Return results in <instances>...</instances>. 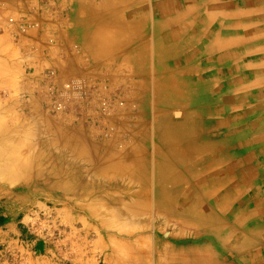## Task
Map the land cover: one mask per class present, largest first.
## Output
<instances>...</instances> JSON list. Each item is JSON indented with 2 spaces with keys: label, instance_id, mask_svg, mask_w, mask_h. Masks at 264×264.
I'll return each mask as SVG.
<instances>
[{
  "label": "rangeland",
  "instance_id": "obj_1",
  "mask_svg": "<svg viewBox=\"0 0 264 264\" xmlns=\"http://www.w3.org/2000/svg\"><path fill=\"white\" fill-rule=\"evenodd\" d=\"M115 1L0 0L10 26L20 19L25 28V13L53 15L65 34H71L72 45L85 63L100 67L106 76L103 82L59 84L54 70L30 73L20 51L2 47L0 42V264L5 251L13 253L10 264H177L171 260L175 258L178 264H254L252 258L247 262L229 256L233 252L227 238L234 232L228 224L233 218L234 226H241L242 214L233 207V195L227 188H238L237 180L225 177L226 172L239 171L244 179L255 180L252 162H242L240 169L235 163L253 154L254 145L248 138L260 133L252 131L254 99L239 106L235 92L226 93L237 71L218 75L219 61L207 56L200 64L206 80L211 77L214 81L209 93L212 99L198 96L186 75L181 77L182 88L167 83L165 99L161 95L158 100V77L165 66L157 49L158 0ZM109 8L122 11L121 19L127 23L135 20L132 13H139L143 29L144 20L149 21L147 29L138 31L137 39L131 41L134 47L113 51L109 39L113 41L116 30L105 23L116 16L111 10L107 15ZM208 22L201 25L205 28ZM176 28L170 37L175 40L177 36L185 57L195 59L198 52L193 47L203 40V34L195 33L189 21H180ZM99 31L109 42L104 55L90 46L92 40L88 42ZM75 33L78 37L74 38ZM146 41L151 53L148 79L134 66L145 64L144 54L137 62L128 58L131 48L139 49L137 44L146 50L142 44ZM205 49L200 53H213ZM208 73L212 75L208 77ZM143 81L149 82L151 91L145 92ZM68 85L70 89H66ZM56 89L69 92V97L60 99L63 111L57 110L59 99L51 96ZM187 100L194 103L188 105ZM193 112L197 115L194 122ZM160 121L186 134L178 147L197 155L194 164L211 166L203 151L212 153L210 175L218 181L214 187H197L196 177L205 172L189 166L169 143L162 155L166 144L160 142ZM194 123L203 125L202 133L193 130ZM238 124L245 127L237 130ZM242 130L248 132L246 138L238 136ZM116 156L126 158L118 162ZM127 158L144 161L131 166L126 164ZM229 160L233 164H225ZM111 163L125 169L107 170ZM122 171L149 179L152 199L147 201L146 194H139L137 183L122 179ZM160 184L166 191L158 199L155 193ZM250 190L243 197L253 205ZM159 203L169 208L161 210ZM242 234L237 236L246 248L251 243ZM17 252L27 258H20Z\"/></svg>",
  "mask_w": 264,
  "mask_h": 264
},
{
  "label": "crops",
  "instance_id": "obj_2",
  "mask_svg": "<svg viewBox=\"0 0 264 264\" xmlns=\"http://www.w3.org/2000/svg\"><path fill=\"white\" fill-rule=\"evenodd\" d=\"M165 1L166 0H158L155 10L157 18L159 19L157 27L158 50L159 45L164 43L169 37L168 34L172 33V30L177 29L176 27H171L176 25L172 24L170 26L171 29L161 30L166 20L176 22L180 18L184 24L189 21L193 28H195V33L203 34V40H201L198 46L193 47V52H198L196 58L185 64V69L187 68V70L190 71L187 73V80L196 88L197 95L205 100L212 99V96H209V93H211V90L213 91L212 88L214 87V81L211 80L210 77L212 74L208 73L210 80L207 81L206 70L200 64L201 58L209 56L210 58H217L219 61L216 65L219 66L221 71L219 72L218 69V71H215L217 72L216 74L219 75L221 72L224 73L226 71L231 72L230 69H232L233 74L234 71H237L234 84L231 87H226L229 89L226 93H230L231 91L235 92L234 96L238 97L239 106L246 101L254 99V123L252 131L260 133L259 135L255 134L253 137H247L249 142H252L251 144L254 145L253 154L248 155L247 159L238 158L235 163L240 169L242 162H252L255 180L244 179L239 171L238 173L232 172L233 174L230 172L225 173L227 174L225 175L226 178H236L237 180L238 188H227L229 194L233 195V207L240 211L239 216L242 214L241 218L238 216V222L241 221V226L235 227L234 219L230 218L231 223H229L228 226L233 229L234 234L232 237L229 236L227 238V245L233 252V254L229 255L230 257L236 258L238 261L243 258L246 259V261L252 258L254 264H264V0H170L182 3V7L177 11L167 9L164 12H159L158 8L165 4ZM3 5L4 4H0V11L3 15L0 19L1 45L2 47L7 46L19 50L22 57L21 59H24V67H26L30 73L42 74L45 70H54L57 74V82L59 84L65 81L89 83L105 81L106 76L101 71V68L91 67L85 63L80 52L78 53L72 45L71 34H65L64 28L59 26V22H55L56 18L53 15L25 13L22 15L27 24L25 28H22L20 19H18L14 26H10L8 24V15ZM142 13L144 14V12ZM204 21H210L205 28L202 26ZM148 22L147 19L144 20L145 28L143 31L147 29L146 25H149ZM90 24L91 23H89V25ZM105 24L106 26L114 27L115 21H108V23ZM98 25L100 27L101 23ZM119 25H122L123 29L128 27L121 23ZM98 29H95V32H97ZM121 29H119V33L115 32L113 41H111V44H114V46H112L114 48L116 44L112 42H116L119 36H124L126 34V32L123 34ZM95 32L88 42L92 40L90 46L97 48L99 54L104 55L107 49L105 50L102 48L105 44L102 43L101 31H99L98 34ZM77 35L78 34L75 33L74 38L78 37ZM88 37L89 36H86L87 39ZM189 37H191V39L193 38V32L189 34ZM52 38L55 39L52 40ZM104 39L107 38L104 36ZM146 42L147 44H142L146 46L150 56L149 42ZM162 46L165 47L164 44H162ZM207 48L213 50L211 55L200 53L204 49L207 50ZM113 51H115V49H113ZM134 66L145 73L143 78H149L151 74L150 63L145 66H139L138 64H134ZM188 67H190V69H188ZM194 68L196 71L192 73ZM212 68L213 67L210 66L209 71L212 70ZM177 79L181 81V77ZM166 87L165 84V88ZM238 87L239 90L235 91ZM174 92L176 93V90H174ZM242 100L244 101L243 103L241 102ZM193 103V101L190 102L187 100L186 104L190 105ZM194 108L195 107H193V109ZM197 113L199 112L197 111ZM194 114L193 112V122L197 120L195 119L197 115ZM187 115H189L188 110ZM237 119L241 120L240 116L237 115ZM159 124L162 130L160 142L167 144L169 135L165 137L164 133L167 129H171L168 130L169 132H174L176 130L174 128H168L167 124L165 122L163 123V121ZM194 126L193 130L202 133V124H195ZM243 127H245L244 124H238L237 130ZM246 133L248 132H243V130L239 131L238 136L245 137L244 134ZM185 137L187 136L184 133L183 139H185ZM260 138H262V141ZM203 153L206 155V161L209 160L212 166V153L210 155L207 149H205ZM208 154L210 155L209 159L207 158ZM227 163H232V161L229 160V162L225 164ZM225 164L222 168L226 167ZM249 188L251 189L250 194L253 193L254 195L255 202L253 205L245 203L248 198L244 199L245 196L243 197L245 190ZM241 231L245 233L244 235L242 234V236L247 238L246 243H251L246 248L243 247L240 238L237 236ZM242 242L244 241L242 240ZM20 253L22 252H17L16 255L20 258H27ZM1 254V259L3 260L2 264H10L8 263V259H11L10 256L12 255L10 254L13 253H7V251H5Z\"/></svg>",
  "mask_w": 264,
  "mask_h": 264
},
{
  "label": "bare ground",
  "instance_id": "obj_3",
  "mask_svg": "<svg viewBox=\"0 0 264 264\" xmlns=\"http://www.w3.org/2000/svg\"><path fill=\"white\" fill-rule=\"evenodd\" d=\"M124 1L128 2L129 0H124ZM115 2L116 3L120 2V0H116ZM177 5H181L182 6V3H179V2L177 3L176 1H170V0L168 1V0H166L165 4L161 5L158 8V11L159 12H164L167 9L171 10V11L177 10V8H176ZM112 8H113V6H112ZM110 10L111 9L109 8V10L107 11V15L112 11V14L114 13L115 16H116V19H114V21H115L114 28L116 30V33H119V31H120L119 29H121V28H122L121 32L123 34L126 32V34L124 36H119V38L117 39L116 42H112V43L116 44L115 48L112 47L113 49H115V51H122L123 49H127V47H129V46H133V43L131 41H135V39H137L136 38V34H137L138 31H140V30H141V32L143 31V28L140 25L142 20H143V16H141L139 13H132L131 17L134 16L135 20L130 22V23H127V22H123L122 19H121L122 15H123L122 11H118L116 9L115 10H111V11ZM180 21H181L180 18L176 22L170 21V20H166L165 23L163 24V26H162L163 28L161 30H163V29L164 30H168L169 28L171 29V27H178ZM120 23L125 25L126 27L127 26L128 27L123 29V26L119 25ZM172 24H176V25L171 26ZM146 27H147V25H146ZM162 32H164V31H162ZM168 36L169 37L167 39L165 37V39L167 41L165 40V42L162 43V44H164L165 47H163L162 44L159 45V55H160V58H161L162 62L163 63L165 62V66L163 67L164 69L159 74V77H158L159 78V82H160L159 86H158V94H157L158 100L161 99V95H162V99H165V94H166V90L165 89H167V88H165V84L168 83L169 85L178 86L179 88L183 87V82L178 81L177 78L178 77H183V76L187 75L188 72H190V71L187 70V68L185 69V64L189 63L192 60L189 56L185 57V55L183 54V47L181 46L177 36L175 37V40H172V38L170 37V34H168ZM110 39H109V42L112 41ZM102 43L105 44V45H108L107 39H104V37H103L102 38ZM105 45H103L102 48L106 50ZM113 45L111 44V46H113ZM137 46L139 47V49H137V47L136 48H131V51L128 54V58H129L130 62H137L138 58L141 57L144 54L145 59H144L143 62L145 63L144 64V66H145L148 63H150L149 54L147 52V48L145 47L146 50L142 51V49L140 48V45L137 44ZM143 82H144V88L143 89L145 90V92H146V89H147L148 92L151 91L150 90V86L151 85L148 82H145V81H143ZM145 99H147V98L145 97ZM162 101L161 102L159 101V102L162 103ZM147 110H148V107H145V111H147ZM173 115H174V113H173ZM168 130H171V129H167L166 132L164 133V135H165V137L167 135H169L168 143L170 144L171 149H173V153L178 151L177 152V156H182L183 157L182 159L185 162H187V164H189V166L195 165V169H197V170H199L201 172H205L201 177H198V179L196 177V180H197V182H196L197 184L196 185H197V187H199L201 189L214 187L218 183V181L214 178V175H210V173L213 171V167L209 166L207 164H204V163H202L200 165L194 164L193 160L196 159L197 155L194 154V153H190V152L184 150L183 146L182 147H178L177 146L178 142H182L184 140L183 139L184 133H180V131H174V132L171 131V132H169ZM159 146H161V148H162V144L161 143H159ZM166 146H167V144L162 148V155H163L164 151L167 149ZM171 156L169 158H171ZM123 158H124L123 156H116L115 157L116 161H118V162H122L123 160H125L126 157L124 159ZM207 158L209 159V155L207 156ZM127 159L129 161L126 160V162H127L126 164H129L131 166H134L135 164H138V163H142L144 161L142 159L139 160L138 158H134L132 160H131V158H127ZM205 161H206V158H205ZM206 162L208 163V160ZM115 163L108 164V166H106V169L107 170H112V171H117V172L122 170V169H125V167L123 165H121V164L118 165V164H115ZM126 170H128V168ZM129 175L126 174V171H122L120 173V176H121L122 179L130 180V181L134 182L135 184L137 183L139 188H140V190H141L139 192V194H141L142 196H144V194H146V200L147 199H148L147 201L151 200L153 195L151 194V191L148 190V188H147L148 184H149V182H148L149 179H145L143 176H138V175L133 174V173H130ZM216 176H218V175H216ZM164 189H165V187L163 186V184H160L158 190L155 193L156 196L158 197V199H161L163 197V195H164V193L166 191ZM164 204L165 205H163L162 203L158 204V206L160 207L161 210H165L166 208L167 209L169 208L168 204H166V203H164ZM169 211L172 212V215H174L172 207L169 209ZM177 253L178 252H175V254L178 257ZM171 260H173L177 264L179 263L177 258L171 259ZM161 263H163V262H161Z\"/></svg>",
  "mask_w": 264,
  "mask_h": 264
},
{
  "label": "built area",
  "instance_id": "obj_4",
  "mask_svg": "<svg viewBox=\"0 0 264 264\" xmlns=\"http://www.w3.org/2000/svg\"><path fill=\"white\" fill-rule=\"evenodd\" d=\"M2 18V14H1V12H0V19ZM9 23H11V24H13L14 23V19H10L9 20ZM50 76L52 77L53 76V74L51 73L50 74ZM66 87V89H70V86L68 85V86H65ZM78 94V93H77ZM51 96L53 97V98H57V103H56V107H57V110L58 111H63V109H64V104H62V101L60 100L61 98H67V97H69V92L68 91H66V90H64V89H56L55 91H53L52 93H51ZM17 263H19L18 261H17ZM20 264V263H19Z\"/></svg>",
  "mask_w": 264,
  "mask_h": 264
}]
</instances>
